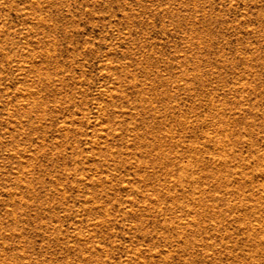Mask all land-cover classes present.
<instances>
[{
	"label": "rangeland",
	"instance_id": "1",
	"mask_svg": "<svg viewBox=\"0 0 264 264\" xmlns=\"http://www.w3.org/2000/svg\"><path fill=\"white\" fill-rule=\"evenodd\" d=\"M0 264H264V0H0Z\"/></svg>",
	"mask_w": 264,
	"mask_h": 264
}]
</instances>
